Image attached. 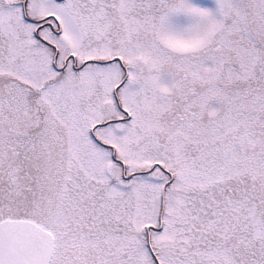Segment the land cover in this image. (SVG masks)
Listing matches in <instances>:
<instances>
[{
  "label": "snow or ice",
  "instance_id": "6c2138e0",
  "mask_svg": "<svg viewBox=\"0 0 264 264\" xmlns=\"http://www.w3.org/2000/svg\"><path fill=\"white\" fill-rule=\"evenodd\" d=\"M0 264H264V0H0Z\"/></svg>",
  "mask_w": 264,
  "mask_h": 264
}]
</instances>
